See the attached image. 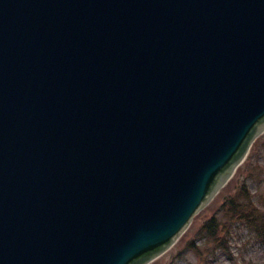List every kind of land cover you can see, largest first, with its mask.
<instances>
[{
  "label": "water",
  "instance_id": "obj_1",
  "mask_svg": "<svg viewBox=\"0 0 264 264\" xmlns=\"http://www.w3.org/2000/svg\"><path fill=\"white\" fill-rule=\"evenodd\" d=\"M264 133V0H0V264H149Z\"/></svg>",
  "mask_w": 264,
  "mask_h": 264
},
{
  "label": "rangeland",
  "instance_id": "obj_2",
  "mask_svg": "<svg viewBox=\"0 0 264 264\" xmlns=\"http://www.w3.org/2000/svg\"><path fill=\"white\" fill-rule=\"evenodd\" d=\"M246 162L248 165H244L241 172H237L230 183L196 214L181 238L150 264H264V244L249 230L241 229L227 249L206 239L207 233L202 231L204 223L241 185L237 180L239 177L250 179L251 190L255 193L253 201L264 213V134L253 144Z\"/></svg>",
  "mask_w": 264,
  "mask_h": 264
},
{
  "label": "trees",
  "instance_id": "obj_3",
  "mask_svg": "<svg viewBox=\"0 0 264 264\" xmlns=\"http://www.w3.org/2000/svg\"><path fill=\"white\" fill-rule=\"evenodd\" d=\"M244 165H248L247 162ZM242 167L238 170V174ZM237 180L241 181V185L236 192L204 223L202 228V231L207 233L206 239L225 249L231 247L233 239L237 238L236 235L241 229H247L250 234L257 235L258 241L264 244V213L259 211L253 201L255 193L251 190L250 179L242 180L239 177Z\"/></svg>",
  "mask_w": 264,
  "mask_h": 264
}]
</instances>
